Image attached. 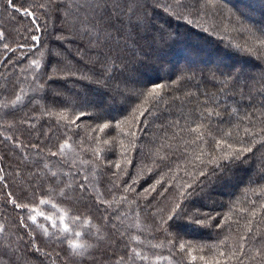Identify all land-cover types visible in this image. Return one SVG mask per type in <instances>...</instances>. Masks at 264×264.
Listing matches in <instances>:
<instances>
[{
  "label": "trees",
  "instance_id": "1",
  "mask_svg": "<svg viewBox=\"0 0 264 264\" xmlns=\"http://www.w3.org/2000/svg\"><path fill=\"white\" fill-rule=\"evenodd\" d=\"M234 1L236 8L226 0H184L198 14L177 19L165 11L174 0H107L106 16L88 7L93 0H53L58 11L37 12L47 29L35 33L42 45L8 53L0 43V174L7 177L0 181V264H53L56 253V264H69L76 238V251L86 242L96 250L75 264H262L264 55L257 48L264 12L250 22L242 11L254 15L252 5L264 8V0ZM11 15L0 0V30L16 48L30 19ZM155 83L165 87L148 97ZM98 94L97 107L90 98ZM101 123L109 127L100 131ZM61 143L68 152L52 156ZM242 147L253 151L236 159ZM18 170L23 176L14 179ZM37 172L47 174L45 191L56 189L43 197L48 203L29 196L28 209L6 204L7 192L19 196L27 185L18 181ZM68 183L72 199L57 194ZM224 183L235 189L227 196L219 194ZM81 184L87 192L79 199ZM174 199L214 220L162 223ZM30 212L44 215L19 228ZM59 213L80 222L65 223ZM180 243L191 245V255L178 253Z\"/></svg>",
  "mask_w": 264,
  "mask_h": 264
},
{
  "label": "snow or ice",
  "instance_id": "2",
  "mask_svg": "<svg viewBox=\"0 0 264 264\" xmlns=\"http://www.w3.org/2000/svg\"><path fill=\"white\" fill-rule=\"evenodd\" d=\"M88 7L93 9H99L103 15H107V9H108V3L107 0H93L92 4H89ZM113 7H116L113 5ZM9 9L12 10L13 15L9 17V19H15V14H19L20 16L27 17L30 19V24L23 26V32L20 33L22 36V41L16 42V48H13L10 43L5 42L7 40V34L0 30V43H3V49L8 53H14L18 49L25 48L28 46L29 43H31L33 46L35 45H42V40L40 36H37L36 32L44 33L47 31L46 27H43L39 23V18L37 17V12L41 11L45 17H47L50 14L51 11H58V6L53 3V0H20L19 4H17V0H5V11L7 12ZM171 10V11H170ZM165 11L169 12V14H174L177 19H185V13L187 15L191 16L196 13L194 7L192 5H189L188 3H185L184 0H174V3H170L165 7ZM188 24H192V19H187L186 21ZM239 47V45H237ZM37 51L40 49L37 48ZM264 39H258V48L257 51L260 52L261 55H264ZM248 51H252L251 48L248 49ZM6 63L11 64L13 63L10 59L6 60ZM59 63V61H58ZM31 65L35 68H40V63L33 59L31 61ZM226 85L228 84V81L224 82ZM232 83H236V78H233ZM165 86L161 85L159 83H155L153 87L147 92V96L151 97L154 94L159 95L158 90L163 89ZM59 94V93H57ZM20 97L17 96V100H19ZM72 107L76 108L77 105L75 102H71ZM85 112L80 111L79 115L76 116V120H79L80 117L84 116ZM145 113L141 112L140 116H144ZM98 119H106V117L103 114H97ZM133 120H139L140 117L133 116ZM75 120H69V124L75 123ZM109 125L107 123H101L99 125L100 131H104L107 129ZM6 139H14L13 137H6ZM107 143V141H105ZM217 145L220 144V141L216 142ZM21 145H17V147H20ZM35 147V145H33ZM68 145L66 143H61L57 152H52V156H56L58 153H63L65 148H67ZM229 147H231L229 145ZM253 149L251 147H242L235 153V158L239 159L240 156L245 152H252ZM117 167L119 168L120 165L117 164ZM44 168H47V164L44 165ZM3 169H0V173H3ZM40 172H43V169L40 170ZM10 175V174H9ZM56 173H51L50 179L56 178ZM201 175H205V173H201ZM23 174L18 170L16 172V177H22ZM48 178L47 174L44 176L40 175L39 172L37 173H30L27 178H23L22 180L18 181L21 185L26 184L27 187H21L19 196L16 195V193L9 190L7 192V197L5 200V203L8 205H11L14 209L20 210V209H28L29 203L25 202L29 199V196H31L32 200L35 201L37 198H39V203L41 205H45L48 203L47 199H43L44 196L48 195L50 196L53 191H56L55 188H50L48 191H45L41 185L43 181ZM7 177L5 175L0 174V181H6ZM160 181H157V184H159ZM4 188L8 189L10 188V185L5 182ZM184 187H190V185H185ZM73 193V195L76 192V189L73 187L71 183L65 184L63 188H60L57 192V194L65 199H72L73 196H70L69 193ZM87 192V188L85 185H80V196L77 197L79 199L83 198V194ZM180 195L183 197L185 196V193L181 192ZM36 210L33 208L31 209V212H35ZM31 212L27 215L26 218L21 217L18 223L19 228L23 229L25 227L31 228L33 224L37 223V216H43V213H36L35 215L31 214ZM46 219H51L50 217H45ZM174 218H184L190 221L191 223L199 226H205L209 221L214 220L213 217L200 213L199 211H188L185 205L179 201H176L175 199L172 202L170 210H168L167 214V220H163L162 223H168L169 221H173ZM61 220H63V217H61ZM28 221H31V224L28 223ZM170 227V225H169ZM217 227H220V225H217ZM4 230V226L0 225V231ZM44 235H48L47 229H43ZM79 235V233H77ZM123 235V234H121ZM36 237L32 236V240L35 241ZM243 239V237H241ZM255 239V237H253ZM57 243H62L61 241H57ZM69 247L73 249V251L67 252L66 254V260L69 262V264H75V259L77 256L80 255L79 252H77L75 249L78 248V245L72 244L69 242ZM241 252H243L244 245L241 244L240 246ZM191 245H187L186 243H180L178 248V253H183L185 251L188 252L189 255H191ZM39 250V249H38ZM137 256L140 255V253H136ZM221 256L229 255L227 253L221 252ZM238 254L234 251L229 255V258L232 256H237ZM262 258V264H264V252L260 253ZM195 259V257H192ZM60 259V254L56 253V260ZM123 260V258H121ZM201 259H204V257H201ZM56 260L53 261V264H56Z\"/></svg>",
  "mask_w": 264,
  "mask_h": 264
},
{
  "label": "rangeland",
  "instance_id": "3",
  "mask_svg": "<svg viewBox=\"0 0 264 264\" xmlns=\"http://www.w3.org/2000/svg\"><path fill=\"white\" fill-rule=\"evenodd\" d=\"M224 1V0H223ZM227 2H229L230 3V5L232 6V7H234V8H236L237 6H236V2L234 1V0H226ZM253 7H252V11H253V13H254V15H250V12H248V11H242V15L244 16V18H246L247 20H249L250 22H253L254 20H255V18L256 17H258V18H260V16H262V14H263V12H264V8L263 7H258L257 5H252ZM255 14H257V15H255ZM264 17V16H263ZM262 23H263V25H264V20L262 21ZM204 41H206V40H204ZM166 61L167 60H169V59H165ZM182 63H184V62H182ZM212 65H215V63H212ZM241 67H240V69H242V65H240ZM95 94H97L96 92H95ZM102 99H103V96L102 95H100V94H98V95H96V96H91V98H90V101L94 104V105H96L97 107L98 106H100V103H102ZM122 107L121 106H118V111L121 109ZM102 113L103 114H106V115H108V114H112L111 113V111H110V109H102ZM64 151H67L68 152V150H64ZM224 189H223V191H221L219 194L220 195H223V196H227L228 194H230V193H232V191H233V185L232 184H227V183H224ZM235 190V189H234ZM72 214V213H71ZM161 214V213H160ZM59 215L60 216H62V215H64V219H66V222L65 223H73V224H75L76 222L77 223H79L80 221H76V219H78V218H74V220H73V217L71 216V215H68L67 213H59ZM149 220H150V218L149 217H147V218H145L144 219V222L146 223V224H149ZM83 222V224H85V222L84 221H82ZM80 228V230H82V228L81 227H79ZM133 229V228H132ZM134 229L135 230H137L138 228L136 227V226H134ZM139 231H141L140 229H138ZM182 232H184V233H186V232H188V234H191L192 232L191 231H189L188 230V228H182ZM74 243H75V245H78L79 244V241H78V238H76V240L74 241ZM90 243L89 242H86V243H84L83 245H85V247L82 249V250H78L77 252H79L80 253V255H83L84 253H86L87 251L88 252H90V251H95L96 250V248H94V246H93V249H92V247H90V245H89Z\"/></svg>",
  "mask_w": 264,
  "mask_h": 264
}]
</instances>
